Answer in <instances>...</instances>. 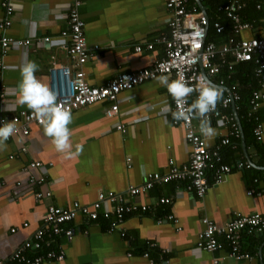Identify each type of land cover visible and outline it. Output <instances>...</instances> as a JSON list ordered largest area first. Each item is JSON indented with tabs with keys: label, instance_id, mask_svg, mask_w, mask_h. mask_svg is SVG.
<instances>
[{
	"label": "crops",
	"instance_id": "crops-1",
	"mask_svg": "<svg viewBox=\"0 0 264 264\" xmlns=\"http://www.w3.org/2000/svg\"><path fill=\"white\" fill-rule=\"evenodd\" d=\"M200 1L207 10L206 1ZM69 2L17 0L20 7L10 15L11 25L0 30V35L5 33L16 39H30V42L26 48L10 46L2 57L7 68L0 70L1 81L15 93L0 105V114L9 116L28 110L26 105L16 103L19 69L24 63L35 61L39 66L35 76L47 86L51 66L76 68L67 53L70 37L62 35L69 26ZM242 2L241 16L251 27L242 30L240 37L264 39V0ZM187 5L199 7L197 0H187ZM79 15L85 22V37L91 50L83 65L86 80L91 85H104L119 71L149 67L163 56L161 39L169 33L165 0H81ZM5 16L0 5V18ZM45 36L50 41L44 42ZM148 44H152V48H147ZM95 45L98 48L95 49ZM137 46L141 47L140 51H136ZM162 75L175 79L172 74ZM157 77L121 92L117 117L105 116L109 102L104 100L71 112L72 122L68 125L71 151L81 144L83 150L79 155L66 157L63 152H57L51 138L45 135L43 125L32 124L27 135L15 134L5 142L6 147L0 149V260L9 257L42 225L47 204L64 207L73 201L88 204L96 199L100 190L120 193L130 185L143 183L149 172L167 173L169 160L177 166L188 162L190 146L183 127L173 123L172 96ZM225 88L224 85L222 89L227 93ZM257 89L264 92V84L258 82ZM231 111L235 117L232 106ZM258 115L263 125L260 139L253 133L255 124L252 135H244L237 123L239 132L235 136L229 125L219 119L210 120L217 131L214 137L202 135L209 148L220 145L222 160L231 165L239 160L250 162L249 169H233L221 182H211L202 199L175 180L155 183L147 192L136 196L135 200L148 209L125 214L121 222L123 235L119 230L109 231V221L101 216L95 221L78 216L69 223L75 229L72 239L60 236L53 243V246L61 244L64 260L41 264H148L149 258H153L155 264H213L214 258H218L220 264H264L261 255L264 232L251 238L242 236L240 249L249 253L250 258L231 256V246L223 237H219L222 243L219 250L208 251L198 245L204 218L219 226L236 213H259L264 219V194L247 193L264 186V102L259 106ZM117 122L125 125V132L115 128ZM193 124L200 132L199 120L195 119ZM224 137L230 141L221 145ZM254 137L259 142L254 141ZM127 158H130L129 166ZM36 161L48 166L46 180L41 184L30 182V178L37 180L43 175L40 168L30 167L31 162ZM47 190L52 192L51 196L35 197L37 191ZM163 196L170 198V202H160ZM168 214L174 218H167ZM144 252H148V258L143 256Z\"/></svg>",
	"mask_w": 264,
	"mask_h": 264
},
{
	"label": "built area",
	"instance_id": "built-area-1",
	"mask_svg": "<svg viewBox=\"0 0 264 264\" xmlns=\"http://www.w3.org/2000/svg\"><path fill=\"white\" fill-rule=\"evenodd\" d=\"M5 17L0 18V30H6L11 25L10 15L20 7L17 0H0ZM81 0H70L67 5L68 30L62 31V35H68L70 42L66 46L68 56L75 62L76 68L68 65H53L49 69L50 84L49 88L56 96L58 103L64 108L73 112L81 107L88 106L98 101H107L109 106L104 110L108 118L119 115L118 96L121 92L129 90L134 86L147 80L156 78L162 74H172L175 79L182 78L186 83L195 87L201 76L223 88L225 78L220 77L224 68L228 71L233 69L236 63L251 61L254 64V75L258 82L264 84V39L260 37H240V32L251 27V23L241 20L240 10L244 6L242 0H228L222 9L226 16L233 22L232 35L225 41L217 45L212 41H206L209 19L204 10L199 7H188L187 0H165V6L169 11L168 26L169 33L163 36L161 42L164 46L163 56L157 59L149 67L139 68L133 71H119L104 85L94 86L87 82L83 65L89 59L91 50L87 45L84 26L85 22L79 15ZM260 7V4L256 5ZM214 27L217 32H221L224 26L215 22ZM44 42L50 41L45 36ZM30 39H16L2 33L0 35V70L7 68L2 57L10 46L16 49L26 48ZM94 48H98L97 45ZM147 48H152L148 44ZM141 47L137 46L136 51ZM222 76V75H221ZM209 82V81H208ZM210 83V82H209ZM226 86V85H225ZM227 93L222 94L221 100L217 102L216 110L208 114L209 119H219L222 123L228 124L231 133L238 136L239 127L236 119L229 111L232 104L236 109L235 101L239 98L237 87L231 84L227 87ZM15 90L6 86L0 77V105L3 106L7 96L14 94ZM198 93L194 91L186 98V105L191 104ZM264 102V92L260 89L252 91L250 99L251 112L256 111L260 104ZM172 110L177 106L175 100L171 99ZM250 112V113H251ZM249 113V114H250ZM192 118L189 121H176L184 129V136L190 146L189 160L187 163L177 166L173 160H169V169L165 174L149 172L146 179L138 185H130L123 192L117 193L111 190H100L96 199L88 204H81L73 201L69 206H57L47 204L42 225L38 227L32 236L24 240L5 260H0V264H41L47 261L60 262L64 260V250L61 244L53 243L60 236L71 240L75 234V229L69 226L78 216H84L88 220L95 221L100 216L108 220V230H119L121 235V222L125 214L138 210L145 211L148 207L135 200L136 196L147 192L155 183H166L175 180L183 185L196 197L202 199L211 186V182H221L233 169L244 170L251 167L250 162L238 161L233 165L221 161L219 146L209 148L206 145L202 134L195 130ZM199 120V119H197ZM0 121H14L15 132L8 138L11 139L15 134L27 135L32 124L42 125L35 113L28 110H20L9 116L0 114ZM262 122H256L253 133L257 139L261 138L263 128ZM115 128L121 132L126 131L123 123L117 122ZM7 140V141H8ZM229 138L221 139L220 144H228ZM129 166L130 158H127ZM30 167H37L43 172L39 179L30 178V182L37 184L44 183L46 180L47 165L38 161L31 162ZM264 175V171H263ZM255 182L259 181L256 177ZM179 184V185H180ZM249 195L254 193L264 194L262 189H250ZM52 192L37 191V199L43 196L49 197ZM160 202L169 203L170 198L160 197ZM104 208L100 212L102 206ZM107 205V206H106ZM167 218L173 219L172 214ZM27 225V223H24ZM203 229L199 233V247L215 251L222 247L219 237H223L231 246L230 254L235 259L250 258V254L240 249L242 236L260 235L264 232V219L259 213L242 215L236 213L226 224L219 226L209 218L203 219ZM15 229L13 228L12 231ZM150 247L153 243L148 244ZM154 247V246H153ZM131 253L129 254V256ZM264 256V252L261 253ZM145 258L149 257L148 252H144ZM148 264H155V260L149 258ZM213 264H220L218 258L213 259Z\"/></svg>",
	"mask_w": 264,
	"mask_h": 264
},
{
	"label": "clouds",
	"instance_id": "clouds-1",
	"mask_svg": "<svg viewBox=\"0 0 264 264\" xmlns=\"http://www.w3.org/2000/svg\"><path fill=\"white\" fill-rule=\"evenodd\" d=\"M39 66L35 61L24 63L20 69L19 91L16 97L18 105H26L32 110L44 128V133L51 138L57 152H63L66 157L79 155L83 145L78 144L75 151H71L70 129L72 122L70 110L61 106L56 94L35 76ZM160 85L164 86L176 103V110L172 111V118L176 121L199 119V129L204 137L212 138L217 131L212 127L208 114L216 110L217 102L221 100L223 89L213 85L201 76L195 87L186 83L182 78L170 80L167 75L157 77ZM196 91L197 97L191 104L186 105V98ZM14 111V109H6ZM217 121V124H220ZM15 132L14 121H0V149L6 147L5 142Z\"/></svg>",
	"mask_w": 264,
	"mask_h": 264
},
{
	"label": "trees",
	"instance_id": "trees-1",
	"mask_svg": "<svg viewBox=\"0 0 264 264\" xmlns=\"http://www.w3.org/2000/svg\"><path fill=\"white\" fill-rule=\"evenodd\" d=\"M205 1L207 5V10L205 11L209 19L206 41H212L215 44L219 45L223 41H225L230 35H232L231 31H232L233 22L226 16L225 12L222 9L223 5H225L226 2H228V0H205ZM240 17L241 20L246 21L245 19L242 18L241 13H240ZM215 22H219L224 26V29L221 32L216 31L214 27ZM221 74L225 78V85L227 87H229L231 84L236 85L239 98L235 101V106H236L235 110L240 121V127L242 128L244 135H252L253 124H256V122H259L261 120L260 116L258 115L259 107L254 112L253 111L251 112V108H250V99H251L252 91H254L258 86L257 77L254 75L253 62L246 61V62L236 63L231 71H228L226 68H224ZM254 141L259 142L258 140L255 139V137H254ZM221 161L223 162L224 160L221 159ZM225 163L229 164L228 162ZM246 236H249L251 238L252 236L255 235H246ZM263 252L264 251H262V253Z\"/></svg>",
	"mask_w": 264,
	"mask_h": 264
},
{
	"label": "water",
	"instance_id": "water-1",
	"mask_svg": "<svg viewBox=\"0 0 264 264\" xmlns=\"http://www.w3.org/2000/svg\"><path fill=\"white\" fill-rule=\"evenodd\" d=\"M197 2H198V4H199V7H200L202 10H204V7H203V5L201 4V1H200V0H197ZM204 12H205V14H206V11H205V10H204ZM206 15H207V14H206ZM207 19H208V16H207ZM207 28H208V26H206V32H207ZM208 81H209L211 84L215 85V84L212 83L209 79H208ZM225 89L228 90V88H225ZM232 108H233L234 113H235L236 121H237L238 125L240 126V121H239V118H238V116H237L236 110L234 109V104H232Z\"/></svg>",
	"mask_w": 264,
	"mask_h": 264
}]
</instances>
